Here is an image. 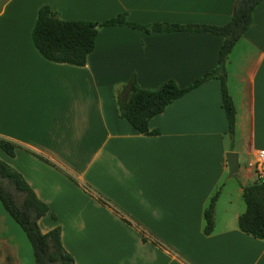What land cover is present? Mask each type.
<instances>
[{"label":"crops","instance_id":"0c3cea01","mask_svg":"<svg viewBox=\"0 0 264 264\" xmlns=\"http://www.w3.org/2000/svg\"><path fill=\"white\" fill-rule=\"evenodd\" d=\"M235 1L0 0V136L18 145L0 156L48 204L40 229L59 226L75 264H264V239L237 225L242 185L256 179L247 164L264 150V0L227 58L233 134L216 78L152 116L156 134L136 131L115 101L132 77L145 89L168 80L185 87L214 69L222 36L150 26L222 25ZM44 4L63 20L124 14L147 28L101 27L83 66L57 63L32 41ZM227 152L245 160L236 182L226 177ZM217 189L213 230L204 234ZM19 227L0 202V264H34Z\"/></svg>","mask_w":264,"mask_h":264},{"label":"trees","instance_id":"16d2710c","mask_svg":"<svg viewBox=\"0 0 264 264\" xmlns=\"http://www.w3.org/2000/svg\"><path fill=\"white\" fill-rule=\"evenodd\" d=\"M262 0H236L230 19L222 25L154 23L152 31L187 30L191 32H210L222 36L223 42L218 51V62L214 69L185 87L168 80L155 89H145L138 85L135 77L123 84L116 92L115 101L119 115L136 131L142 134H156L150 130L148 122L161 113L167 105L196 88L210 78L220 82L221 106L228 121V131L234 132L236 110L227 87L226 63L233 45L247 31L254 8ZM124 25L146 29L147 26L131 22L124 14L102 22L86 20H63L49 5H42L32 28V41L39 53L46 59L57 63L83 66L87 56L95 47L99 28ZM18 145L0 136V149L14 156ZM219 189L210 197L204 210V234L213 230L214 204ZM245 210L237 220L238 229L253 237L264 239V178H257L242 185ZM98 200L107 202L98 196ZM0 202L6 212L20 226L28 238L34 257V264H75L72 254L63 246L61 229L55 226L42 232L39 219L49 213L47 203L37 197L23 175L9 163L0 159ZM53 219L55 214L51 213Z\"/></svg>","mask_w":264,"mask_h":264},{"label":"built area","instance_id":"2783aa9c","mask_svg":"<svg viewBox=\"0 0 264 264\" xmlns=\"http://www.w3.org/2000/svg\"><path fill=\"white\" fill-rule=\"evenodd\" d=\"M247 167L251 170L255 177L264 178V150H257L255 159L248 162Z\"/></svg>","mask_w":264,"mask_h":264},{"label":"water","instance_id":"95a60500","mask_svg":"<svg viewBox=\"0 0 264 264\" xmlns=\"http://www.w3.org/2000/svg\"><path fill=\"white\" fill-rule=\"evenodd\" d=\"M227 167L228 172L226 177L231 178L238 174V154L236 152H227L226 153Z\"/></svg>","mask_w":264,"mask_h":264},{"label":"rangeland","instance_id":"374dc122","mask_svg":"<svg viewBox=\"0 0 264 264\" xmlns=\"http://www.w3.org/2000/svg\"><path fill=\"white\" fill-rule=\"evenodd\" d=\"M230 141H231V138H230ZM1 152H2V151H1V149H0V155H1ZM2 153H3V152H2ZM0 159H2L1 156H0ZM2 160H3V159H2ZM239 162H240L241 165L244 164L245 160H243V157H242V156H240ZM230 180H231V182H236V178H235V177H234V178H231ZM53 214H54V213H53ZM17 226L19 227L18 224H17ZM19 228H20V227H19ZM20 230H21L23 236L25 237V239L27 240V243H28V245H29L30 250L32 251V247H31V244H30L28 238L26 237V235L24 234V232L22 231L21 228H20ZM32 252H33V251H32ZM32 258H33V261H34L33 253H32ZM6 261H7L6 264H15V263H16V262L14 263V259H13V258H9V259H7Z\"/></svg>","mask_w":264,"mask_h":264}]
</instances>
